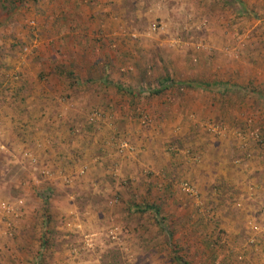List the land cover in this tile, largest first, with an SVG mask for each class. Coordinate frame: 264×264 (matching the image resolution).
Masks as SVG:
<instances>
[{
	"label": "rangeland",
	"instance_id": "1",
	"mask_svg": "<svg viewBox=\"0 0 264 264\" xmlns=\"http://www.w3.org/2000/svg\"><path fill=\"white\" fill-rule=\"evenodd\" d=\"M141 200L264 264V0H0V264H175Z\"/></svg>",
	"mask_w": 264,
	"mask_h": 264
},
{
	"label": "trees",
	"instance_id": "2",
	"mask_svg": "<svg viewBox=\"0 0 264 264\" xmlns=\"http://www.w3.org/2000/svg\"><path fill=\"white\" fill-rule=\"evenodd\" d=\"M58 69H56L55 73L57 74L58 78L66 81H70L72 82V85H79V81H78V73H76V71L72 70V68H68V69H64L63 67H57ZM108 75H104L102 76V80H104L105 82L108 81L109 77ZM90 80V81H89ZM87 81L91 82V79H89ZM222 83V82H221ZM220 83V85H222ZM153 86L155 87V89H148V93L152 96H158L161 93L163 94L165 90L169 89V88H173L176 85H179L181 83L175 81L174 78L170 77L168 74L164 75L163 77H158L157 79H154L153 81ZM186 87L188 88H196L197 84H199L200 86H206L207 88H211L214 85H219L216 82L213 83H206V82H198V81H188L186 83ZM109 88H115L117 91L121 90L124 93H126L132 100L134 98V96H138L136 92L130 91V88H124L121 85H119L118 83H114L112 81H109L108 85H106ZM120 92V91H119ZM226 93V91H224V94ZM136 214H147L149 217H151L153 220H155L156 224H157V229L159 231V233H165L166 237L168 238L167 242H163V244L165 246H170L169 248V256L171 257L173 263L175 264H195L192 260L188 259L186 257V255L183 253H181L179 250L176 249V244H172V233L170 232V230L168 229V224H167V217L164 214L163 211V206L161 204H158L154 201H148V200H141V202L139 203H135L134 204V212ZM215 247H217V243L216 241L211 240V237H209L207 240H204V251L207 253V258L208 259H213L216 260L217 259V255H216V249Z\"/></svg>",
	"mask_w": 264,
	"mask_h": 264
}]
</instances>
